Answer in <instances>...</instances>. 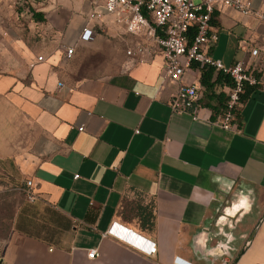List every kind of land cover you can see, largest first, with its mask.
<instances>
[{"label":"crops","instance_id":"crops-1","mask_svg":"<svg viewBox=\"0 0 264 264\" xmlns=\"http://www.w3.org/2000/svg\"><path fill=\"white\" fill-rule=\"evenodd\" d=\"M90 1L50 0L45 22L16 40L19 68L0 74V177L22 191L31 181L36 196L18 205L0 264H264V90L247 92L237 132L211 124L224 97L208 91L196 121L171 113L162 54L134 65L125 51L152 42L89 18ZM251 10L215 7L209 54L225 67L255 49L264 59V0ZM198 80L195 68L182 79ZM125 200L152 209L153 226L124 219Z\"/></svg>","mask_w":264,"mask_h":264},{"label":"built area","instance_id":"built-area-1","mask_svg":"<svg viewBox=\"0 0 264 264\" xmlns=\"http://www.w3.org/2000/svg\"><path fill=\"white\" fill-rule=\"evenodd\" d=\"M252 0H91L90 5L95 11L89 18H98L103 13L111 17L115 24L126 33L143 35L152 42L153 48L137 45L125 51L127 59L134 65L147 62L155 48L163 56V80L176 86L175 92L167 103L171 113H188L193 121L198 119L200 101L206 91L224 97L223 105L215 112L210 122L213 126L225 131H238L237 113L242 106L241 97L247 88L264 90V80L261 73L264 70V59L258 50H252V62L239 61L225 67L220 61L214 60L209 51L217 40L212 30L211 20L216 5L232 8L243 15H249ZM264 20V15H259ZM193 30L192 39L189 32ZM91 30L82 29L81 38L90 39ZM73 48H67L66 57L70 58ZM42 57H37L41 61ZM211 69V87L207 90L200 80L192 83L182 81L184 75L195 68ZM218 75L223 81H216ZM79 131L83 127H79ZM138 133V131H135ZM78 176L75 175L74 178ZM28 202L36 199L32 191L31 181L25 182L23 190ZM111 234H126L125 230L114 226ZM118 233V234H117ZM131 233V232H130ZM142 243L140 249L147 255H154L156 247L153 243L128 234ZM124 240V239H123ZM98 253L91 249L87 253L88 259H95ZM174 264H189L175 259Z\"/></svg>","mask_w":264,"mask_h":264},{"label":"rangeland","instance_id":"rangeland-1","mask_svg":"<svg viewBox=\"0 0 264 264\" xmlns=\"http://www.w3.org/2000/svg\"><path fill=\"white\" fill-rule=\"evenodd\" d=\"M50 0H0V74L14 72L19 68L21 58L16 50V40L30 37L39 24L32 13H42L41 9ZM44 15V14H43ZM22 186L0 177V247L9 233L14 213L22 202ZM141 203L124 201L122 217L128 221L136 218L128 214L129 205Z\"/></svg>","mask_w":264,"mask_h":264},{"label":"trees","instance_id":"trees-1","mask_svg":"<svg viewBox=\"0 0 264 264\" xmlns=\"http://www.w3.org/2000/svg\"><path fill=\"white\" fill-rule=\"evenodd\" d=\"M32 18L37 23H42L45 20L44 19V15L41 14V13H34L33 12L32 13ZM213 18L214 17H212V19ZM193 33H194L193 30L189 32V39L190 40L192 39ZM200 70H201V83L204 86H206L207 90H209L210 87H211L210 79L212 77V70L211 69H204L203 67L200 68ZM223 79L224 78H222V76L218 75L216 81L222 82ZM250 89H251V87L246 89L245 93L241 97V101H243L245 99V97L247 95V92ZM204 98L205 99H211L212 95H210L209 93H206L204 95ZM127 212H128L129 215H131L134 218H137L140 221L139 225L141 226V228H145L146 224H148V229L153 226L154 216H153V213H152V209H149V210L146 211L143 207H141L138 204H134V205L131 204V205H129Z\"/></svg>","mask_w":264,"mask_h":264},{"label":"bare ground","instance_id":"bare-ground-1","mask_svg":"<svg viewBox=\"0 0 264 264\" xmlns=\"http://www.w3.org/2000/svg\"><path fill=\"white\" fill-rule=\"evenodd\" d=\"M127 236H128V237H127ZM122 237L130 238V241H131L133 244H135V245H140V247H142V243H141L139 240L135 239L134 237H132V236H130V235H128V234H125V235H123Z\"/></svg>","mask_w":264,"mask_h":264},{"label":"water","instance_id":"water-1","mask_svg":"<svg viewBox=\"0 0 264 264\" xmlns=\"http://www.w3.org/2000/svg\"><path fill=\"white\" fill-rule=\"evenodd\" d=\"M126 234H131V233L129 231H127Z\"/></svg>","mask_w":264,"mask_h":264},{"label":"flooded vegetation","instance_id":"flooded-vegetation-1","mask_svg":"<svg viewBox=\"0 0 264 264\" xmlns=\"http://www.w3.org/2000/svg\"><path fill=\"white\" fill-rule=\"evenodd\" d=\"M222 250V249H221ZM241 250V249H240ZM240 250H239V252H240ZM223 251V250H222Z\"/></svg>","mask_w":264,"mask_h":264}]
</instances>
